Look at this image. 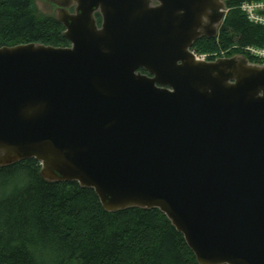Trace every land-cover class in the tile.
Listing matches in <instances>:
<instances>
[{
	"label": "water",
	"instance_id": "obj_1",
	"mask_svg": "<svg viewBox=\"0 0 264 264\" xmlns=\"http://www.w3.org/2000/svg\"><path fill=\"white\" fill-rule=\"evenodd\" d=\"M47 1L69 46L0 47V168L157 209L197 264H264V64L191 51L224 1Z\"/></svg>",
	"mask_w": 264,
	"mask_h": 264
},
{
	"label": "trees",
	"instance_id": "obj_2",
	"mask_svg": "<svg viewBox=\"0 0 264 264\" xmlns=\"http://www.w3.org/2000/svg\"><path fill=\"white\" fill-rule=\"evenodd\" d=\"M241 2L225 0L229 12L217 38H201L193 48L263 46L264 28L246 20L238 10ZM63 31L54 17L39 18L32 0H0V47H67ZM39 168L34 160L0 168V264H197L157 209L106 213L93 190L48 183Z\"/></svg>",
	"mask_w": 264,
	"mask_h": 264
},
{
	"label": "built area",
	"instance_id": "obj_3",
	"mask_svg": "<svg viewBox=\"0 0 264 264\" xmlns=\"http://www.w3.org/2000/svg\"><path fill=\"white\" fill-rule=\"evenodd\" d=\"M238 10L242 15H244V17L249 23L264 28V0H252L242 2L238 5ZM227 12L228 8H225L223 12L224 17L226 16ZM230 51L237 52L236 54L243 55L247 59H253L257 62L256 64H264V45L261 47H240L238 45H234L226 51H221L220 56L226 57ZM196 57L199 60L206 61L203 57H199L197 55Z\"/></svg>",
	"mask_w": 264,
	"mask_h": 264
},
{
	"label": "rangeland",
	"instance_id": "obj_4",
	"mask_svg": "<svg viewBox=\"0 0 264 264\" xmlns=\"http://www.w3.org/2000/svg\"><path fill=\"white\" fill-rule=\"evenodd\" d=\"M223 1L225 3V0H223ZM245 1H252V0H244V1L242 0V2H245ZM225 5H226V3H225ZM32 6H33L34 10L36 11V13L38 14L39 18H41V19L55 17V15H56V6L53 5L52 3L48 2L47 0H32ZM228 12H229V9H228ZM228 12L226 13V16H227ZM226 16H225V18H226ZM98 21L97 22L100 23V17H99ZM216 42H217V40H216ZM191 50L195 55H197L199 57H203L206 61H213L217 58H222L220 56L221 51H218V50H216L214 52H200L199 50H197L195 48H192Z\"/></svg>",
	"mask_w": 264,
	"mask_h": 264
}]
</instances>
